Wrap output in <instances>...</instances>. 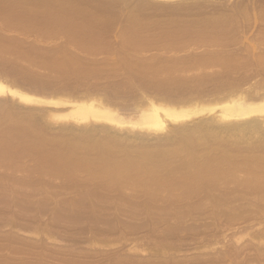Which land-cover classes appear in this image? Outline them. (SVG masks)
Listing matches in <instances>:
<instances>
[{
  "label": "bare ground",
  "instance_id": "obj_1",
  "mask_svg": "<svg viewBox=\"0 0 264 264\" xmlns=\"http://www.w3.org/2000/svg\"><path fill=\"white\" fill-rule=\"evenodd\" d=\"M0 264H264V0H0Z\"/></svg>",
  "mask_w": 264,
  "mask_h": 264
},
{
  "label": "rangeland",
  "instance_id": "obj_2",
  "mask_svg": "<svg viewBox=\"0 0 264 264\" xmlns=\"http://www.w3.org/2000/svg\"><path fill=\"white\" fill-rule=\"evenodd\" d=\"M68 213V212H67ZM85 213V212H84ZM106 213H109V212H106ZM64 214V213H63ZM63 214H61V213H59V216H60V218L63 216ZM105 213H101V215H104ZM40 217H39V219L40 220H36V221H38V222H45L46 220H48V219H50V218H53V214L52 213H50L49 211H44L43 213H42V215H39ZM45 217V218H44ZM188 222H192V220L188 217ZM239 228V225H234L233 226V230L232 231H234L235 233H234V235H233V238H237V237H241L242 239H247L248 237H249V233H250V230H248V231H245V230H242V231H240V229L239 230H237ZM42 231L43 233H45V231L43 230V229H41V228H39V229H37V231ZM31 232H32V230H31ZM118 233H116V234H110V233H107V232H102V233H100V235L98 236V238H94L95 240H103L104 238H109L110 240H111V238H112V242H115V241H117L116 243H118L119 241H121L120 240V238L122 239L123 238V240H126V238H124V237H120L119 238V236L117 235ZM49 235H51L52 237H54V236H58V234L57 233H55L54 234V232L53 233H51V234H49ZM91 234H90V231H88V229H83L82 230V233H81V238H80V240H79V244H80V246H87V244H88V241L90 240V239H92L93 240V237H91L90 236ZM133 236H135L134 234H128L127 235V238H131V237H133ZM248 236V237H247ZM91 237V238H90ZM116 240H115V239ZM57 239H59V240H63V239H66L65 241H67V238H62L61 236H58L57 237ZM114 240V241H113ZM122 240V241H123ZM87 241V242H86ZM86 242V243H85Z\"/></svg>",
  "mask_w": 264,
  "mask_h": 264
}]
</instances>
